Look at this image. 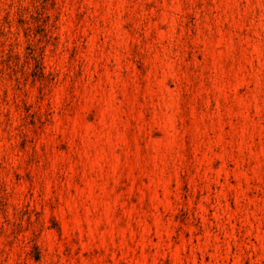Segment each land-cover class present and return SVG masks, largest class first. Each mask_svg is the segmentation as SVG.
<instances>
[{
    "label": "rangeland",
    "instance_id": "374dc122",
    "mask_svg": "<svg viewBox=\"0 0 264 264\" xmlns=\"http://www.w3.org/2000/svg\"><path fill=\"white\" fill-rule=\"evenodd\" d=\"M0 264H264V0H0Z\"/></svg>",
    "mask_w": 264,
    "mask_h": 264
}]
</instances>
